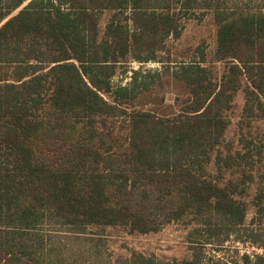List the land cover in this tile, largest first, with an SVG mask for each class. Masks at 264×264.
Masks as SVG:
<instances>
[{"label": "trees", "instance_id": "obj_1", "mask_svg": "<svg viewBox=\"0 0 264 264\" xmlns=\"http://www.w3.org/2000/svg\"><path fill=\"white\" fill-rule=\"evenodd\" d=\"M204 17L211 59L200 43L169 67L168 41ZM263 218L264 0H0V264H201L113 257L101 232L179 223L264 249Z\"/></svg>", "mask_w": 264, "mask_h": 264}, {"label": "rangeland", "instance_id": "obj_2", "mask_svg": "<svg viewBox=\"0 0 264 264\" xmlns=\"http://www.w3.org/2000/svg\"><path fill=\"white\" fill-rule=\"evenodd\" d=\"M215 39V26L210 18H191L184 20L183 28L180 36L177 39H171L167 43L169 50V67H173L178 61V53L187 48H194L202 43L205 46L206 60L209 61L212 56ZM159 59L140 63L137 61L129 62V66L125 74L114 77L113 83L125 84L130 81V76L133 70L142 72L154 71L160 69L162 63L158 62L165 60V55H159ZM186 60V59H184ZM209 65L217 74L222 71V63H209ZM236 110L238 112L242 105L241 94L239 93L235 100ZM231 125L229 126L226 136L231 137L236 131L237 116L231 117ZM249 208V207H248ZM253 217V210L248 209L244 227H251L250 220ZM264 225V218L261 220ZM190 226H184L179 223H169L164 225L155 233L138 234L129 233L122 228H106L101 232L103 245L106 253L113 257H126L131 252H139L144 255H153L163 262L174 260H182L188 258L190 249L196 248L201 254V264H242V256L263 255L264 249L252 245L248 242H239L234 239V235H230L227 239L225 235H210L208 233L191 232ZM241 229H243L241 227ZM62 228L43 227L36 233L45 240L56 241L64 234Z\"/></svg>", "mask_w": 264, "mask_h": 264}]
</instances>
